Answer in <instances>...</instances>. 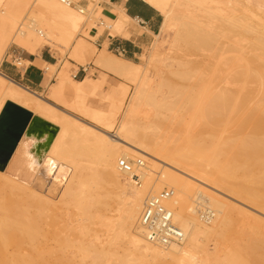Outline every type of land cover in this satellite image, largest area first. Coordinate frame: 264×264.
<instances>
[{
    "label": "bare ground",
    "instance_id": "1",
    "mask_svg": "<svg viewBox=\"0 0 264 264\" xmlns=\"http://www.w3.org/2000/svg\"><path fill=\"white\" fill-rule=\"evenodd\" d=\"M146 1L164 19L153 54L140 63L104 47L95 55L76 39L75 30L101 14L100 2L99 11H87L73 0H0V63L11 43L34 53L46 37L53 43L40 24L44 14L31 15L44 9L66 45L73 43L70 57L83 65L93 56L96 67L135 85L130 92L122 82L120 97L113 92L103 109L87 100L100 87L95 77L74 79L67 67L59 69L61 60L49 65L50 101L0 71V114L11 101L57 127L49 144L45 135L25 136L0 169V264H264V219L224 199L264 211V0ZM118 11L101 25L130 37L133 19ZM171 31L172 55L165 53L187 83L161 78L152 86L150 65ZM154 116L184 127L186 146L151 133ZM123 159L135 163L133 172L120 168ZM90 162L97 169L89 172ZM166 188L184 239L164 245L140 217L146 200ZM236 214L243 220L233 229ZM230 233L236 240L224 247Z\"/></svg>",
    "mask_w": 264,
    "mask_h": 264
},
{
    "label": "rangeland",
    "instance_id": "2",
    "mask_svg": "<svg viewBox=\"0 0 264 264\" xmlns=\"http://www.w3.org/2000/svg\"><path fill=\"white\" fill-rule=\"evenodd\" d=\"M103 1H106V0H73L74 6L76 5L75 6L76 8H79V7L84 8V9L86 8L87 11H91L93 9L94 10L96 9V11L98 9V11H99L98 4H99V2L102 4ZM87 6H89V9H88ZM38 11H41V13L44 14L43 16H45V18L42 19L41 17H38V15H36L38 18H41L42 19L41 21H43V22L40 23V24H42L43 26H46V27H44V30L49 33V35L52 37L50 40H52V42H53V43L49 44L48 41H47V38H50V37H46V38L44 37L45 40H43L44 41L43 42V46L46 45V44H49V45H46V46L50 47L54 51L55 55L59 58V60H61L60 61V67L59 68L61 69L62 66L67 67L70 76L73 77V75L78 70L77 69L78 67L76 68L72 64L68 65L69 64V61L76 63L74 57H70V55H72L71 52L73 51V48H72L73 47V43L70 46H69V43H68V46H67L66 45V43H67L66 41H68V40L65 38L66 36L64 37L66 39L64 41V38L62 39L63 36H61L59 30L54 29V27H52L53 26L52 23L55 20V18H54V16L48 10L46 11L44 9H42V10H40V9L37 10L36 9L34 11V14H31V15H34L33 17H35V12L37 14ZM38 14H40V12H38ZM38 18H37V20H38L37 22L39 24V19ZM89 19H87L86 22L82 26H80L78 28V31L75 30L76 35H75V33H74V35H75L76 39L77 38H80V37L84 38L85 41H86V43H87V47L93 48L95 50V55H97V53L99 52V49L94 44H92L90 42L92 40H96L97 39V36H94L92 33L89 32V30H91L92 28H97L98 29V33L101 34V33H103L105 31V29L107 27L101 25V22L100 21H105V19H104V17H102L99 14H97V15L96 14L95 15L93 14L92 15V18L90 17ZM28 21L29 20H27L26 22L28 23ZM42 25H41V27L43 28ZM38 26H40V25H38ZM41 27H39V28H41ZM166 34H168V35H166ZM173 35H174L173 31H171L169 33H165V34H163L161 36V39L159 40V42L163 41V43H164L163 46H162L163 53L161 52V50H159L158 52H156V54L157 53L158 54L159 53H162V54L159 55V56H157L158 54L156 55L159 58L155 59L154 63H152L150 65L151 67L149 68V72H148V74L151 76V78L154 77V80H151V81L154 82L152 86H155L154 84L155 83L157 84L158 80H160L161 78L162 79H165V80H168L169 79L168 81H172V82L179 81L181 83H187V80H182V79L178 78L174 74V71L178 68L176 66L178 62L176 60H174L173 58H168L167 55H166V53L168 54V56H171L172 55V51L170 50V48H169L170 46L169 45H170V43L172 41L171 39H173ZM156 39L157 38H154V41ZM12 45H14V44H12ZM143 54L145 56H143ZM143 54L139 58H137L135 61L140 62V63H145L147 57H149L151 54H153L152 45H150L149 47H147L144 50ZM119 56H121V55H119ZM121 57H123V56H121ZM192 58H194L193 60L199 61L203 57L202 56H193ZM77 63H78V61H77ZM89 63L83 64L84 65V68L86 69V70H84L85 75H87L88 71H89V74H90L88 76V79L87 80H89V78L95 77V82L100 85V87H98L97 94H95V95H89L87 97V100H88L89 103H91V105L93 104V106L100 107V108H103V109L107 108V106H108V99L107 98L109 96H113L114 95L113 92H115V95H116L115 98H116V100L120 97V95L122 93V90H123V88L121 87L122 82L128 83L129 86H130L129 87L130 88L129 89L130 92L133 91V89L135 87V85H134L133 82L128 81V80L121 79L120 77H117V76H115V75H113L111 73H107L106 71H103L101 68L96 67L94 65V63H93V58L89 61ZM173 68H175V69H173ZM74 79H77V78H74ZM118 84H120V85H118ZM151 84L152 83H150V85ZM48 91H49V89H47L46 92L40 93V94H42L43 97L46 100H49L50 101V99H48V96H47L48 95ZM159 93H163V92H159ZM159 93H158V95H161ZM165 94H168V93L165 92ZM57 105L59 107H61V108L63 106V104H57ZM63 109H64V106H63ZM144 110L146 111V109L143 107V113H141V115L144 114ZM72 113H74V112H72ZM76 115H78V114H76ZM144 115L141 116V122H143V124L145 122V119H144L145 117L143 118ZM154 118H156L154 120L157 122V124L156 125H151V129L149 130L151 133L158 132L159 136H161L162 138L165 137L164 138L165 140L168 139L167 142L170 140V141H174L175 144L176 143L177 144H180L181 143V144H184V146H186V141H185V138H184V137H186L185 136L186 135V131H185L184 127H182V126H176L177 124L174 123L173 121L171 123L170 122L171 119H167L168 117L165 118V119H163L160 116H154ZM197 127H198L197 128L198 130H202L203 127H204L203 126V122L200 121L198 123ZM229 127H231V126H228V128H226V132L224 134L226 136L229 135V132H230L229 129L231 130V128H229ZM36 129L39 130V129H44V128H42V127H36ZM227 129H228V131H227ZM117 132H118V125L114 128V131L112 132V134L113 135L114 134L117 135ZM45 137L48 138L49 137V134H46ZM174 142L172 144H174ZM136 158H141V156L140 157L137 156ZM94 162H96V161H94ZM94 162H90L92 164V165L90 164V167H92V168H90L89 167V164H88L87 167L90 169L89 172L92 171V169H97L96 168V163H94ZM145 162L147 163V161H145ZM97 164H98L97 167L98 166L101 167V165H99L100 163H97ZM98 169H99V167H98ZM166 189H169V188H166ZM232 197H234V196H232ZM232 197H230V196L228 197L227 196V197H225V198L223 197V198L225 200H227V201L229 200L228 202L232 203L236 207L243 208V209H245V210H247V211H249V212H251V213H253V214H255V215H257V216H259V217H261V218L264 219V211H261L258 208H255L253 205H251L249 203H246V202H244V201H242V200H240L238 198H235L234 197L235 198L234 199ZM118 212L119 211L116 210V208H115L113 210L112 214L118 215ZM235 216H236L235 217V223H233V226H232L233 229H235V227L238 228L239 226H241V222L243 220L238 214H236ZM206 223H209V222H206ZM94 227H96L95 229L98 230L99 234L102 236V238L104 240L106 236L104 235L103 228H101L100 225H95ZM234 235L235 234H231V235H229V238H228L229 240L226 239L224 242L222 241V243L224 244L223 245L224 247H232L233 242H235V240H236V236H234ZM215 241L216 240H214V239H211L209 241H206L207 247L209 249H211L212 251L216 247L215 244H217V242H215ZM16 247H17L16 245L13 246L12 250H15Z\"/></svg>",
    "mask_w": 264,
    "mask_h": 264
},
{
    "label": "crops",
    "instance_id": "3",
    "mask_svg": "<svg viewBox=\"0 0 264 264\" xmlns=\"http://www.w3.org/2000/svg\"><path fill=\"white\" fill-rule=\"evenodd\" d=\"M101 5L103 6V12L101 11L100 15L102 17L105 16L106 22L112 23L117 18L118 8L133 19L129 25L131 36L127 37L126 33H124L125 35L111 34L109 28H106L103 33L99 34L97 28H92L91 33L97 36V39L92 40L93 42L89 41L99 50L104 47L135 61L153 43L155 35L159 33L164 19L163 14L146 0H106ZM12 44L7 48L4 58L0 63L1 73L32 91L37 93L46 92L49 85L55 79V75H53L49 65L58 64L59 58L50 47L46 46L49 44L42 46L35 53L17 43ZM89 54L90 52H88ZM88 57L92 59L93 56ZM72 63L78 66V70L73 75V78L81 80L89 75V71L85 75L84 70L86 69L84 65L77 62ZM30 130L32 136L37 137V139L46 135L44 133L45 129L37 131L36 128H32Z\"/></svg>",
    "mask_w": 264,
    "mask_h": 264
},
{
    "label": "water",
    "instance_id": "4",
    "mask_svg": "<svg viewBox=\"0 0 264 264\" xmlns=\"http://www.w3.org/2000/svg\"><path fill=\"white\" fill-rule=\"evenodd\" d=\"M36 127L45 129L49 134L48 144L56 134L57 127L29 109L14 102H7L0 114V169H5L24 136H31ZM41 131V129L37 130ZM42 137V136H41ZM40 137V138H41ZM39 138V139H40Z\"/></svg>",
    "mask_w": 264,
    "mask_h": 264
},
{
    "label": "built area",
    "instance_id": "5",
    "mask_svg": "<svg viewBox=\"0 0 264 264\" xmlns=\"http://www.w3.org/2000/svg\"><path fill=\"white\" fill-rule=\"evenodd\" d=\"M143 161H137L141 165ZM135 163L128 159L120 161V168L127 172H133ZM173 195V191L164 189L160 193L148 198L144 203L140 221L151 232V236L164 245L181 242L184 232L173 221V211L165 201Z\"/></svg>",
    "mask_w": 264,
    "mask_h": 264
}]
</instances>
